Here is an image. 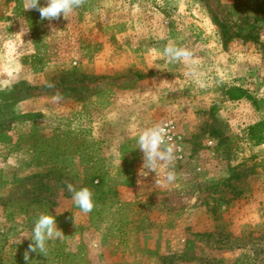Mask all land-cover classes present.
I'll list each match as a JSON object with an SVG mask.
<instances>
[{
    "label": "rangeland",
    "instance_id": "obj_1",
    "mask_svg": "<svg viewBox=\"0 0 264 264\" xmlns=\"http://www.w3.org/2000/svg\"><path fill=\"white\" fill-rule=\"evenodd\" d=\"M27 2L0 0V81L19 69L0 91V264H264V0H81L51 21ZM155 125L175 154L156 173L137 143ZM94 164L117 194L84 214L67 185ZM48 212L61 238L30 252Z\"/></svg>",
    "mask_w": 264,
    "mask_h": 264
},
{
    "label": "clouds",
    "instance_id": "obj_2",
    "mask_svg": "<svg viewBox=\"0 0 264 264\" xmlns=\"http://www.w3.org/2000/svg\"><path fill=\"white\" fill-rule=\"evenodd\" d=\"M81 0H46V6H40L39 0H28L24 10L37 9L40 17L45 20L58 19L61 16L66 18L76 8L80 6ZM168 59V62L184 61L186 64L191 65V53L186 50L178 49L173 46H168L162 53ZM18 68H13L8 73V78L0 81V91L10 89L15 82V73ZM189 75H194L190 72ZM171 137L167 134L166 127L162 125H155L141 130L137 137L139 149L144 154V168L154 171L158 167H165L170 169L175 160V154L172 146L168 143ZM176 173L173 170H168L165 179L162 182L164 185L172 184L176 181ZM67 191L71 195L72 202L76 208L82 213H91L95 207L94 193L87 187H75L72 184L67 185ZM62 232L58 230L55 222V217L49 212L40 213L32 226L31 238L23 236L32 241L29 244L30 252H38L41 254L46 253L49 241H56L60 239ZM20 238V239H21ZM25 261H28L29 255L26 251L24 254Z\"/></svg>",
    "mask_w": 264,
    "mask_h": 264
},
{
    "label": "trees",
    "instance_id": "obj_3",
    "mask_svg": "<svg viewBox=\"0 0 264 264\" xmlns=\"http://www.w3.org/2000/svg\"><path fill=\"white\" fill-rule=\"evenodd\" d=\"M222 35L226 38V41L230 38L227 29L224 27H222ZM243 38L246 40L250 39L254 42L257 41V37L250 34L245 35ZM248 135L249 140L255 145L264 144V121L257 122L256 124L249 127ZM82 186L89 187L94 193L95 207L93 211L96 209L98 204H103L108 199L114 198L117 194L113 187L108 184L106 175L103 172V168L98 164H94L91 171L85 174ZM73 208L78 209L74 206V204Z\"/></svg>",
    "mask_w": 264,
    "mask_h": 264
}]
</instances>
